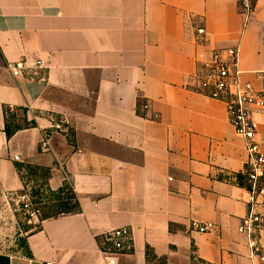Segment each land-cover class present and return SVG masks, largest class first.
Wrapping results in <instances>:
<instances>
[{
  "label": "crops",
  "instance_id": "crops-1",
  "mask_svg": "<svg viewBox=\"0 0 264 264\" xmlns=\"http://www.w3.org/2000/svg\"><path fill=\"white\" fill-rule=\"evenodd\" d=\"M250 1L244 27L239 0H0V171L18 189L19 167L49 169L48 187L69 185L80 204L0 264H106L103 234L122 227L132 246L117 264H251L244 142L193 78L214 51L238 48L243 79L262 88L264 0ZM6 109L29 124L10 139ZM254 118L264 153V111ZM60 120L67 133L43 151Z\"/></svg>",
  "mask_w": 264,
  "mask_h": 264
},
{
  "label": "built area",
  "instance_id": "built-area-1",
  "mask_svg": "<svg viewBox=\"0 0 264 264\" xmlns=\"http://www.w3.org/2000/svg\"><path fill=\"white\" fill-rule=\"evenodd\" d=\"M254 6L250 0H239V11L247 26L254 14ZM205 35V28L198 30ZM239 49L214 51L208 63L200 65L193 75L196 82L195 92L224 104L225 110L235 134L244 142L247 155L242 186L245 189L243 198L247 205V214L242 219L239 233L247 239L249 261L251 264H264V247L261 245L264 233V153L257 140L258 123L255 114L264 111V79L261 89L242 77L239 68ZM36 68H44L42 60L36 61ZM25 65L20 63L11 66L14 75L23 74ZM147 106H145L146 108ZM50 132L41 139V149H50V136L53 133H67L65 121H53ZM19 161V157H14ZM19 201L29 207V197L23 194ZM38 213H34L37 217ZM32 221H30L31 223ZM193 231L208 233L214 230L212 223L193 222ZM132 233L127 227L117 228L103 234L101 254L106 264H117V257L128 252L132 246Z\"/></svg>",
  "mask_w": 264,
  "mask_h": 264
},
{
  "label": "rangeland",
  "instance_id": "rangeland-1",
  "mask_svg": "<svg viewBox=\"0 0 264 264\" xmlns=\"http://www.w3.org/2000/svg\"><path fill=\"white\" fill-rule=\"evenodd\" d=\"M19 124L25 126L23 122ZM41 175V172L35 175L30 170L19 167L22 186L13 189L11 181L5 178L8 173L0 171V251L19 252L25 237L39 228L43 216L48 212L51 203L47 201L48 188L43 185ZM23 194L29 197L28 208L19 201ZM37 212L38 216L35 217L34 213Z\"/></svg>",
  "mask_w": 264,
  "mask_h": 264
},
{
  "label": "trees",
  "instance_id": "trees-1",
  "mask_svg": "<svg viewBox=\"0 0 264 264\" xmlns=\"http://www.w3.org/2000/svg\"><path fill=\"white\" fill-rule=\"evenodd\" d=\"M6 117V126L5 133L7 139H10L18 130L23 127L28 128L29 124L25 123V126H21L19 123H16V115L11 109L5 110ZM31 126H35V123L30 124ZM22 168L30 170L31 173L37 174L41 172V178L43 179V185L47 186V192L49 193L48 202L51 203V206L48 208V212L43 216L42 220L48 218H56L61 215L74 214L80 211V204L76 194L73 192L72 188L69 185H64L57 191H52L48 185L47 180L50 176V170L45 168L31 167V166H23ZM243 176L239 177V183H243ZM196 264H200L196 263Z\"/></svg>",
  "mask_w": 264,
  "mask_h": 264
}]
</instances>
